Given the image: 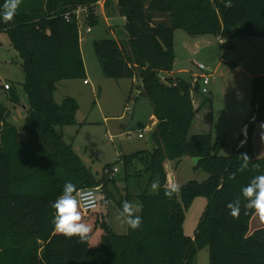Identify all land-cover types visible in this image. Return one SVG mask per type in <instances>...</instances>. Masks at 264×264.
<instances>
[{"label": "trees", "instance_id": "1", "mask_svg": "<svg viewBox=\"0 0 264 264\" xmlns=\"http://www.w3.org/2000/svg\"><path fill=\"white\" fill-rule=\"evenodd\" d=\"M100 1L23 0L13 22L0 20V34L9 37L25 72L29 105L23 125L29 140L22 141L9 122L10 110L0 104V264H196L204 248L209 264H264V229L249 234L254 214H245L241 194L252 177L264 174V157L254 144L256 126L264 124V76L253 80L247 140L242 145V135L229 157L220 154L224 141H214L211 133L192 134L196 111L191 79L163 78L174 70L176 30L221 40L264 38V0H116L126 21L124 38L95 41V53L105 78L141 80L139 95L152 104L157 124L151 150L120 154L116 163L94 174L57 131L77 125L79 104L70 97L58 104L54 94L62 81H87L75 12L88 10L84 24L91 28L99 23L95 6ZM195 94H200L198 87ZM8 98L16 106L22 103L13 87ZM209 102L202 101V111ZM241 153L252 158L243 172ZM188 157L198 159L196 169L208 178L190 181L179 194L166 197L168 164L177 169ZM257 163L259 169L253 166ZM118 165L126 175L121 201L109 190L116 184ZM133 180L146 181L136 194L129 191ZM66 181L83 190L101 187L98 194L108 201L88 212L81 209L83 221L93 228L83 244L53 230L51 204ZM154 181L160 184L157 192H151ZM237 197L241 213L234 219L226 205ZM198 198H206L208 205L194 239L185 234L184 221ZM125 199L142 205V224L138 230L127 226V234L119 235L111 229L110 202L121 211Z\"/></svg>", "mask_w": 264, "mask_h": 264}, {"label": "rangeland", "instance_id": "2", "mask_svg": "<svg viewBox=\"0 0 264 264\" xmlns=\"http://www.w3.org/2000/svg\"><path fill=\"white\" fill-rule=\"evenodd\" d=\"M107 14L100 9L99 23L91 27L92 33H85L88 26L80 29L81 49L89 85L84 83V79L62 81L54 94L58 104L67 97L78 102L77 125L59 127L57 131L63 135L67 144L73 146L74 151L94 174H101L106 165L116 163L120 154L129 155L151 150L152 134L156 127H152V104L146 97L139 95V90H142L141 80L134 79L136 82L133 84L131 79L117 81L107 79L103 74L94 42L124 38V31H120L124 25L120 16L110 17ZM82 20L81 17L80 21ZM111 30H116L117 33L114 34ZM174 42L176 59L174 74L171 75L174 80L181 77L190 81L191 74L200 72L198 66L201 64L209 69L211 74L214 72L212 82L208 86L209 94L196 95L191 91L196 111L192 129L196 131V125L201 128L200 117L203 116L200 105L204 99H210L206 117L203 118L206 122L200 132H211L214 141H224L225 145L220 154L229 157L235 151L243 135L242 128L253 109V80L264 76V38L237 37L221 41L220 37L213 35L192 37L183 30H176ZM0 44V104L10 110L9 122L17 127L19 138L28 141L29 134L23 127L24 110L29 108L23 87L25 72L7 34H0ZM165 77L164 74V80ZM5 84L11 85L20 95V105L16 106L10 102L9 91L3 88ZM23 105L26 109H23ZM205 126L208 127L207 132H204ZM140 135L143 137L140 138ZM254 144L257 154L259 150L260 154H264V135L254 137ZM197 163V158L188 157L177 169H173L174 171L168 164V176H172L181 187L190 181L203 182L208 175L203 170L196 169ZM116 167L120 171L115 175L116 184L109 185V190L116 200L121 201L125 194H122L123 189L120 190L118 185L123 187L126 175L121 166ZM141 183L143 187L146 185L144 180L136 183L133 180V187L130 186L129 191L136 194ZM97 189L98 193L103 191L101 187ZM207 205L206 198H198L187 211L184 232L188 237L195 239ZM119 213L115 201L110 202L112 232L125 235L127 225L120 222ZM196 264H209L207 248L199 251Z\"/></svg>", "mask_w": 264, "mask_h": 264}, {"label": "clouds", "instance_id": "3", "mask_svg": "<svg viewBox=\"0 0 264 264\" xmlns=\"http://www.w3.org/2000/svg\"><path fill=\"white\" fill-rule=\"evenodd\" d=\"M23 0H4L0 5V20L4 23L13 22ZM241 162L239 171L243 172L248 169L252 158L247 153L239 155ZM258 158V157H257ZM256 169L260 165H253ZM235 179V175L231 177ZM160 188L159 181L151 184V190L157 192ZM181 185L172 178L167 177L164 195L172 198L179 194ZM243 197V208L245 214H254L261 223H264V174H258L251 178L250 182L241 189ZM103 200L108 203L102 196L98 194L97 189H78L77 185L71 181H66L61 194L51 204L54 209V217L52 219L53 230L55 233L62 235L67 239L77 238V242L83 244L88 241L93 228L90 224L85 223L82 217L81 206L86 209H94L98 202ZM229 214L234 219H239L241 213V198L237 197L232 202L227 203ZM142 205L133 203L127 199L122 202L119 219L122 224H126L132 230H138L142 224V217L139 213Z\"/></svg>", "mask_w": 264, "mask_h": 264}, {"label": "crops", "instance_id": "4", "mask_svg": "<svg viewBox=\"0 0 264 264\" xmlns=\"http://www.w3.org/2000/svg\"><path fill=\"white\" fill-rule=\"evenodd\" d=\"M116 5H117V1L116 0H111V1H107V0H101L96 6H95V9H96V11L100 14V9L105 13H108L107 15L108 16H110V17H117V16H120L119 15V12H118V9L116 8ZM79 10V9H78ZM80 14H81V17L83 18V20L81 21L82 22V26H84V22L86 21V18H87V16H88V10H86V9H83V8H80ZM119 18H121V20H122V22H123V24L125 25V18H123V17H119ZM124 25H123V28H124ZM85 26H87V25H85ZM112 27V26H111ZM122 28V30L120 29V31L122 32L124 29ZM92 30V29H91ZM116 31V30H115ZM115 31H113V30H111V32L112 33H117V32H115ZM90 33H92V31L90 32ZM89 33V34H90ZM87 34V33H86ZM221 41H223V40H221ZM82 50V49H81ZM174 73L172 72V73H168V74H165V76L166 77H168V78H171L172 76L171 75H173ZM167 75H169V76H167ZM193 74H191V76H192ZM135 82H136V80H133V84H135ZM84 83H85V81H84ZM86 85L88 84L89 85V83H85ZM19 97H20V95H19ZM21 98V97H20ZM64 100V99H63ZM21 102H22V98H21ZM27 104H28V101H27ZM23 109H26V107H25V105H23ZM207 109V108H206ZM206 109H204L203 111H202V115L201 116H203V117H200V118H202L201 119V128H198L199 126H197L196 125V127H197V129H196V131H194V129H192V134H199V133H203V132H200L201 130H203V124L206 122L204 119V117H206V114H207V110ZM25 111L26 110H24V117H25ZM204 118V119H203ZM151 121H152V123H153V125H152V127L154 126V125H156L157 124V120H156V118L154 117V115H152L151 116ZM199 125V124H198ZM195 127V128H196ZM206 128H205V131L204 132H207V129H208V127L207 126H205ZM152 131H153V129H151ZM209 133H211V132H209ZM242 134L245 136V139L243 140V142H242V145L246 142V140H247V137H248V134H247V125L245 124L244 125V127L242 128ZM264 135V124L263 123H260L259 125H258V130H257V132H256V135H255V138H257L258 136H263ZM238 146V145H237ZM237 148V147H236ZM260 152H261V150H259V152H258V156L259 157H264L263 155L264 154H260ZM169 166L171 167V169H172V171H174L175 170V167H174V164H172V163H169ZM174 169V170H173ZM258 229H264V223H261L259 220H258V218L254 215L253 216V218H252V220H251V222H250V232H249V234L251 235V234H253L256 230H258Z\"/></svg>", "mask_w": 264, "mask_h": 264}, {"label": "built area", "instance_id": "5", "mask_svg": "<svg viewBox=\"0 0 264 264\" xmlns=\"http://www.w3.org/2000/svg\"><path fill=\"white\" fill-rule=\"evenodd\" d=\"M80 10V9H79ZM77 10L75 13L77 14L79 20H81V14H80V11ZM66 19H69L68 17H66ZM82 22L80 21V29L83 27H85V24L84 26L81 25ZM91 32V28L90 27H87L85 29V33L89 34ZM198 70L200 71L199 73L197 74H193L191 76V84H192V88H193V91L195 92V89L198 87L199 88V91H200V94L201 95H204V94H209V91H208V86L211 84L212 82V79H213V73L212 74L210 73L211 71L209 69H207L204 65H199L198 66ZM85 83H87V81H85ZM12 86L9 85V84H5L4 85V90L6 91H9L11 90ZM128 110H131L129 108H127ZM143 135H140V138H142ZM119 172V168L116 167L113 171V174H116ZM97 189V188H95ZM84 190H88V189H84ZM98 190V189H97ZM98 206V204H97ZM97 208V207H96ZM94 208V209H96ZM81 209L85 212H88V211H91V210H94V209H86V208H83V205L81 206Z\"/></svg>", "mask_w": 264, "mask_h": 264}, {"label": "water", "instance_id": "6", "mask_svg": "<svg viewBox=\"0 0 264 264\" xmlns=\"http://www.w3.org/2000/svg\"><path fill=\"white\" fill-rule=\"evenodd\" d=\"M1 45V44H0ZM118 187L120 188V190L125 188V185L123 184V187H120V185H118Z\"/></svg>", "mask_w": 264, "mask_h": 264}]
</instances>
